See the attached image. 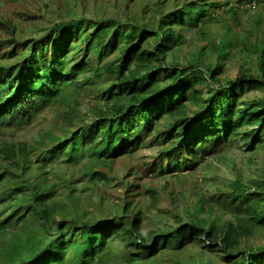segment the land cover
<instances>
[{
    "label": "trees",
    "instance_id": "16d2710c",
    "mask_svg": "<svg viewBox=\"0 0 264 264\" xmlns=\"http://www.w3.org/2000/svg\"><path fill=\"white\" fill-rule=\"evenodd\" d=\"M149 1L145 11L149 5L166 4ZM173 2V8L154 21L131 16L123 25L119 20L85 18L69 0L66 7L74 16L25 40L21 51L16 25L0 22V29L12 38L6 42L11 51L0 62V128L29 125L48 107L58 119L57 128L33 142L0 141V264H106L116 241L132 249L126 260L132 262L136 256L151 258L166 246L181 250L201 237L226 252L231 264H264V245L241 247L242 239L263 225L264 182L243 185L231 180L230 200L224 197L216 206L207 201L206 208L197 201L183 212L191 214L188 222L177 215L171 230L148 236L140 234L144 215L131 201L115 205L110 218H94L81 207L83 191L113 181L115 157L136 150L144 135H151L150 147L156 146L151 164L157 177L193 168L239 137L248 142V151L263 140L264 94L261 99L241 97L264 88V21L258 19L243 37L231 30L228 39L216 40L210 31L199 29L207 39L204 54L198 65L189 59L184 63L173 53L191 42L183 31L219 20L215 8L230 1ZM259 2L237 0L248 8ZM44 5L48 7L47 1ZM237 11L234 8L235 19ZM77 42L85 46L76 49ZM232 51L242 59L240 70L233 78L221 77ZM209 54L213 64L205 61ZM252 56L256 73L247 74ZM87 93L99 104L92 117L86 116L90 107L81 99ZM114 100L121 103L108 107ZM241 126L257 127L245 133ZM188 162L192 164L184 167ZM56 164L79 168L76 174H59ZM128 175L139 178L132 165L119 179L125 187L135 186ZM82 179L86 184L77 189L73 183ZM243 188L254 191L242 198L232 194ZM238 201L245 204L242 216L236 213ZM216 209L220 212L208 215ZM205 210L207 216L197 218ZM227 210L233 219L220 223Z\"/></svg>",
    "mask_w": 264,
    "mask_h": 264
},
{
    "label": "rangeland",
    "instance_id": "374dc122",
    "mask_svg": "<svg viewBox=\"0 0 264 264\" xmlns=\"http://www.w3.org/2000/svg\"><path fill=\"white\" fill-rule=\"evenodd\" d=\"M47 1L48 7H45ZM69 0H0V22L7 20L16 25L15 36L19 39L18 51L22 50L23 42L47 32L54 23L60 20H67L74 16L70 7H66ZM166 2L163 8L149 5V0H70L71 3L77 5L78 14L85 18H92L99 23L106 22L108 19L118 21L120 24L130 23L131 16L137 17L147 22L158 19L163 13L173 8V0H164ZM180 1V0H179ZM219 3V0H217ZM223 1V0H221ZM228 6H217V16L219 20L213 22H204L202 27L190 28L183 31L190 43L181 45L179 50L173 52L179 54V60L185 63L186 59L192 60L198 65V59L203 56L207 39L202 36L200 30L210 31L217 40L219 36L225 39L229 38L230 31L235 30L241 37L245 36L246 29L254 28L258 19L264 21V0H260L259 4L254 8H248L237 0H229ZM149 2L146 11L143 9L145 3ZM237 8V16L234 13ZM239 20V21H237ZM254 36V35H253ZM12 40L6 30L0 29V62L4 57V53L10 52L11 47L6 42ZM210 45V43H208ZM77 48L85 46L84 42H77ZM151 47V46H150ZM195 53V54H194ZM213 55L209 54L205 58L206 63L213 64ZM6 59V57H4ZM171 59V56H170ZM8 60V58H7ZM252 65L246 73H256L257 64L253 56L250 58ZM225 69L220 75L221 77L233 78L240 70L242 59L238 53L231 52L230 56L224 61ZM80 79H83L81 75ZM264 94V88L258 87L245 92L242 100L261 99ZM81 99L84 100L90 110L86 112V116H94L96 107L99 108L95 95L91 93L84 94ZM98 95V94H97ZM121 103L114 100L108 103V107ZM32 105V104H31ZM192 109V106H189ZM189 114V113H188ZM58 120L49 107L42 110L35 119L29 124L21 128H0V141L3 139H19L33 142L40 136L44 135L54 126ZM235 122H233L234 124ZM59 124V123H58ZM241 125L243 123H240ZM58 126V125H57ZM257 126H241V131H249ZM263 139L252 151L247 150L248 142L242 137L236 141H228L223 147H218L217 151L205 157L194 167L179 171L174 174H165L157 177L152 172L154 161V153L156 146L150 147L151 135H144L142 144L130 153H122L115 157L113 163V172L116 177L108 185L97 189H87L83 191L81 196V207L87 209L90 216L111 217L114 212L115 205H123L127 201L132 202V207L141 209L143 212V220L141 221L140 234L148 236L151 231H169L174 226L177 215L182 216V222H188L191 218L190 213H183L185 210H192L197 201L212 203L215 206L217 201L227 198L232 191L231 180H238L243 185H248L249 181L264 182V135ZM248 158H251L248 160ZM192 162L183 164L188 167ZM133 171L137 172L139 178L128 175L127 180L134 183L135 186L126 185L124 181L120 182L122 174L126 168L131 166ZM79 165L72 164H56L55 172L62 174L65 172H73ZM86 184V179H82L73 183L77 189ZM264 186V184H262ZM254 191L253 188H243L233 195H246ZM95 195V199H93ZM230 200V197H228ZM254 199V198H252ZM251 199V200H252ZM241 202V200H240ZM239 201L235 203L238 209L237 214L242 216V210L245 204ZM208 210V209H207ZM220 212L216 209L209 213L214 216ZM207 216V211L200 212L197 218ZM114 217V216H113ZM60 216H57L59 219ZM233 219V215L227 210L221 215V221ZM212 242L201 237V239L193 238L181 250H175L171 246H166L155 253L151 258H140L132 262H127L128 255L132 249L126 247L120 241L114 242V248L111 254L105 257L106 264H231L232 259L227 253L222 251L220 247H211ZM258 245H264V222L259 229L254 230L252 236L242 239L241 247L243 249Z\"/></svg>",
    "mask_w": 264,
    "mask_h": 264
}]
</instances>
